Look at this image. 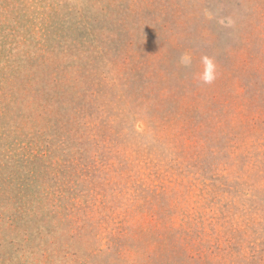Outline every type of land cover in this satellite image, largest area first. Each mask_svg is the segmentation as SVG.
<instances>
[{"label": "rangeland", "instance_id": "1", "mask_svg": "<svg viewBox=\"0 0 264 264\" xmlns=\"http://www.w3.org/2000/svg\"><path fill=\"white\" fill-rule=\"evenodd\" d=\"M0 264H264V0H0Z\"/></svg>", "mask_w": 264, "mask_h": 264}, {"label": "clouds", "instance_id": "2", "mask_svg": "<svg viewBox=\"0 0 264 264\" xmlns=\"http://www.w3.org/2000/svg\"><path fill=\"white\" fill-rule=\"evenodd\" d=\"M186 63L191 62V58L188 56L183 57ZM203 65L202 71L199 73V80L204 84H211L215 81L217 76V68L215 62L208 57H203L201 60Z\"/></svg>", "mask_w": 264, "mask_h": 264}]
</instances>
